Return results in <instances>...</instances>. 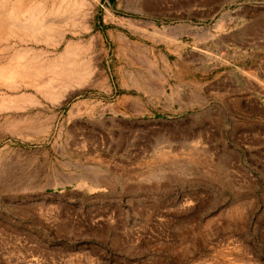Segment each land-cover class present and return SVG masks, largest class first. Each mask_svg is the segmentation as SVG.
I'll list each match as a JSON object with an SVG mask.
<instances>
[{
	"label": "rangeland",
	"instance_id": "obj_1",
	"mask_svg": "<svg viewBox=\"0 0 264 264\" xmlns=\"http://www.w3.org/2000/svg\"><path fill=\"white\" fill-rule=\"evenodd\" d=\"M24 1L0 0V264H264V160L234 149L264 126L161 109L180 30L244 0Z\"/></svg>",
	"mask_w": 264,
	"mask_h": 264
},
{
	"label": "crops",
	"instance_id": "obj_2",
	"mask_svg": "<svg viewBox=\"0 0 264 264\" xmlns=\"http://www.w3.org/2000/svg\"><path fill=\"white\" fill-rule=\"evenodd\" d=\"M178 37L181 66L164 84L177 99L161 109L179 112L187 123H213L216 113L217 123L264 126V0H244L219 14L215 24L180 30ZM234 149L264 160V136L255 146ZM149 187L137 182L131 196L137 213L146 216L152 215L155 198L145 193Z\"/></svg>",
	"mask_w": 264,
	"mask_h": 264
},
{
	"label": "bare ground",
	"instance_id": "obj_3",
	"mask_svg": "<svg viewBox=\"0 0 264 264\" xmlns=\"http://www.w3.org/2000/svg\"><path fill=\"white\" fill-rule=\"evenodd\" d=\"M23 1H24V0H23ZM43 1H46V0H43ZM43 1H42V2H43ZM24 2H25V1H24ZM32 2H33V0H32ZM32 2H31V3H32ZM35 3H36V2H35ZM37 3H38V2H37ZM22 4H23V3H22ZM27 4H28V3H27ZM33 4H34V3H33ZM4 5H5V4H4ZM38 5H39V4H38ZM40 5H41V4H40ZM35 6H37V4H36ZM52 6H53V4H52ZM53 7H54V6H53ZM28 8H29V7H28ZM13 9H14V8H13ZM30 9H31V8H30ZM30 9H29V11H30ZM22 10H23V9H22ZM26 10H27V9H26ZM24 12H26V11L24 10ZM24 12H23V13H24ZM31 12H32V11H31ZM33 12H34V11H33ZM27 13H28V12H27ZM27 13H26V14H27ZM29 16H30V15H29ZM31 16H32V15H31ZM31 16H30V17H31ZM33 18H34V17H33ZM27 19H28V18H27ZM27 19H26V20H27ZM30 19H31V18H30ZM49 22H50V23H48V24H51V25H52L53 20H51V18H50V19H49ZM15 24H16V23H15ZM45 25H46V24H45ZM30 27H31V26H30ZM45 27H46V26H45ZM19 28H20V27H19ZM38 28H39V27H38ZM21 30H22V29H21ZM5 68H6V67H5ZM3 70H5V69H3Z\"/></svg>",
	"mask_w": 264,
	"mask_h": 264
}]
</instances>
